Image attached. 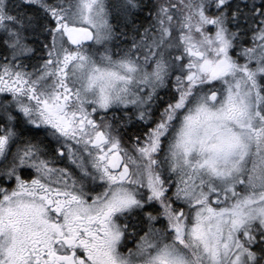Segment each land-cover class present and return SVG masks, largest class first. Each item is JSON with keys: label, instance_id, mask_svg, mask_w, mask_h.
I'll list each match as a JSON object with an SVG mask.
<instances>
[{"label": "snow or ice", "instance_id": "obj_1", "mask_svg": "<svg viewBox=\"0 0 264 264\" xmlns=\"http://www.w3.org/2000/svg\"><path fill=\"white\" fill-rule=\"evenodd\" d=\"M0 264H264V0H0Z\"/></svg>", "mask_w": 264, "mask_h": 264}]
</instances>
